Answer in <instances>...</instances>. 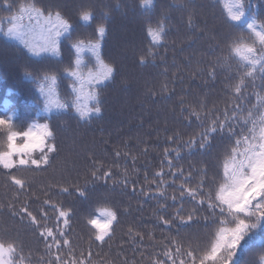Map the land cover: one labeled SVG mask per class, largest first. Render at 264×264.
Returning a JSON list of instances; mask_svg holds the SVG:
<instances>
[{
    "label": "trees",
    "instance_id": "obj_1",
    "mask_svg": "<svg viewBox=\"0 0 264 264\" xmlns=\"http://www.w3.org/2000/svg\"><path fill=\"white\" fill-rule=\"evenodd\" d=\"M232 2L234 0H155V11L145 14L138 7V0H119V7L117 0H96L93 7L96 20L91 25L78 21V12L74 13L71 22L91 27L93 33L88 38L73 40H95L96 25H106L101 56L106 64L115 68L113 78L99 90L101 113L85 120L79 119L75 112L46 115L45 100L40 93L43 77L56 75V93L62 100L70 98L68 86L72 80L61 74L75 59L74 50H69L71 41L61 45L62 60L50 55L45 59L32 56L19 41L0 33V47L31 63L30 66L20 65L12 73L0 59V115L12 116L11 130L15 132L27 131L34 124L48 123L57 145L56 152L49 154L47 165L29 169L38 183L26 184L25 181L21 188L0 166V183H3L0 184V241L16 245L15 263L55 264L54 257L59 254L63 258L62 264H71L73 258L77 264L81 259L85 264H154L156 260L164 259L163 252L171 246L172 240L185 246L198 245L203 252L210 248L219 227L232 226L230 223L205 226L203 222H194L177 230L164 226L160 220L161 216L167 218L174 210L170 197L172 194L179 196L178 186L184 182L179 176L173 177L172 172L182 168L185 176L191 174L190 184L195 186L206 170L208 184L205 189H212L213 194L224 183L223 164L233 146L227 137L218 136L211 149L204 152L190 153L182 142L199 133L211 119L217 116L223 119L226 109L231 114L232 105L250 106L247 98L237 100L232 94L240 69L238 60L229 58V44L235 36L248 35L241 29H230L224 23V5ZM37 6L45 4L38 0ZM105 12L109 13L107 20L103 18ZM12 14L0 7L5 29L11 26L6 18ZM165 15L166 36L158 46H153L147 29L155 27ZM259 18L264 20V16ZM18 23L28 31L30 43L36 47L47 43L43 21L29 23L25 15ZM116 30L125 35L126 43L122 37L117 42L126 48L112 49L108 45L111 32ZM122 50L126 53L123 56ZM141 57L147 62L141 64ZM82 59L87 65L82 69L85 76L89 69L99 68L89 50H84ZM42 61H62L63 67L53 72L32 74L31 65ZM212 69H215V75L210 77ZM256 83L260 84L259 79ZM88 91L85 84L84 93ZM252 91V88L246 90ZM193 111L199 113V120L190 115ZM63 118L69 120L63 129L66 133L62 132L63 138L68 137L67 133L71 135L65 144L54 127ZM32 130L36 136L40 135V129ZM0 132V151H6L8 128L2 127ZM16 143H23V139L18 137ZM69 143L78 148L70 150ZM32 155L36 158L39 149ZM169 159L172 160L171 170ZM161 170L164 175L157 177L156 173ZM93 171L101 176L100 180H92ZM105 171L112 173L107 182L103 180ZM161 180L166 184H161ZM85 182L91 189L87 199L61 192L64 187L83 186ZM158 191H164L169 199L157 195ZM46 200L50 203L45 204ZM165 203L168 204L167 212L161 210ZM184 203L186 208L192 206L187 200ZM53 205L72 210L67 227L59 222V229L65 231V238L71 242L59 252L55 247L49 250L47 245L53 243L51 238L45 240L40 235L41 229L21 211L27 207L42 224L55 232L58 209ZM101 209L114 210L118 217L112 226L111 238L106 237L103 244L95 241L96 230L87 223L91 218H100ZM44 213H47L46 219H43ZM224 219L230 220V216L226 215ZM261 255H264V228L247 242H242L237 261L238 264H260Z\"/></svg>",
    "mask_w": 264,
    "mask_h": 264
},
{
    "label": "snow or ice",
    "instance_id": "obj_2",
    "mask_svg": "<svg viewBox=\"0 0 264 264\" xmlns=\"http://www.w3.org/2000/svg\"><path fill=\"white\" fill-rule=\"evenodd\" d=\"M220 2V0H218ZM38 0H0V7L13 13L6 19L11 25L6 29L3 26V19L0 18V33L10 39L19 41L32 56L47 59L50 56L59 57L61 55V45L65 41H71L69 50H74L75 59L70 61L71 67L66 68L64 73L71 78L70 98L62 100L55 91L57 84L56 75H45L40 82V93L44 97V113L48 116L69 115L75 112L81 119H90L94 115H99L101 109L100 89L115 73V68L106 64L101 56L102 41L105 38L107 27L104 23L97 24L94 33L95 40L85 41L83 39L73 40L76 26L64 12L58 0H49L45 6L38 7ZM117 0V7H119ZM138 7L145 14H152L155 11V0H138ZM225 25L230 29H241L247 32V37L243 35L235 36L229 44V58L238 60L240 75L237 83L232 87V94L237 100L247 98L250 106L245 107L240 103L232 105L231 114L226 109L223 119L219 116L211 119L204 125L199 133L183 141V147L189 152H204L211 149L213 141L219 136L227 137L232 142L228 157L223 164L224 183L213 194V190H206L208 184L206 175L195 185L191 186V174L184 175L181 168L172 172L173 177H181L182 182L179 187V196L172 194L171 202L175 205L174 210L167 218L160 217L161 223L168 228L188 226L194 222H203L205 226L209 224L224 225L230 223L231 227H219L215 233V239L210 248L201 252L198 245L189 244L185 246L175 240L170 242L171 246L163 252L164 259H158L154 264H238L237 256L242 247V242L250 235L254 234L257 228H264V20L259 17L264 16V0H234L226 3ZM27 16L29 23L33 20L43 21L44 30L47 33V43L41 47H36L28 40V31L25 26L18 21ZM103 18L107 20L109 13L105 12ZM166 15L157 23L155 27H148L147 34L151 38L153 46H158L166 36ZM77 20L89 25L95 22V11L88 6L81 5L78 10ZM191 24V20H189ZM251 41L250 43L247 41ZM89 50L95 57L99 68L95 71L89 69L87 75L82 69L87 65L82 59L84 50ZM149 55H152L149 50ZM227 59V58H225ZM145 57L140 58V63H146ZM215 75V69L209 71V76ZM259 79L260 84L256 81ZM51 83H48V81ZM87 84L89 91L84 93V86ZM252 88V92H246ZM254 98V103L252 102ZM190 115L200 119L199 113L193 111ZM0 127H7V150L0 151V166L10 174L11 181L23 188L25 181L11 174L20 170L41 168L49 163V154L55 153L57 145L55 135L48 123L43 125H32L24 132L11 130L12 116L0 115ZM33 128L40 129V135L33 133ZM246 133V134H245ZM22 138L23 143L17 145V138ZM170 140L172 138H169ZM53 141V142H46ZM39 149V155L33 158L34 150ZM179 151L176 155L179 158ZM119 155V153H117ZM165 155L169 152L166 149ZM171 170L172 160H168ZM164 175L163 170L156 173L157 177ZM112 173L103 172V180L107 182ZM93 181L101 179L97 171L91 173ZM215 182V181H213ZM125 185L127 181H124ZM161 184H166L161 180ZM88 182L83 186L73 185L64 187L61 192L69 195H76L78 198L87 199L90 192ZM135 191V188H133ZM148 195V193H144ZM157 195L169 199L164 191H158ZM187 200L191 207L186 208L184 201ZM49 204V201H44ZM226 206V208H225ZM58 209L57 230L46 227L37 219L27 207L21 211L31 219V222L39 229L40 235L45 240L51 238L53 247L59 250L64 246H70V240L66 233L59 229V222L62 221L67 227L71 218V209H63L53 205ZM161 210L167 212L168 204L161 205ZM230 216V220L224 219ZM47 218V213L43 214V219ZM117 212L111 209H101L100 218H91L87 221L95 230V241L101 244L106 237H110L112 226L117 222ZM131 231V229L129 230ZM17 254L16 245H7L0 241V264H14V257ZM90 256V254H89ZM22 260L23 257L21 256ZM260 264H264V255L260 256ZM55 264H62L63 258L57 254L54 257ZM71 264H77L75 258ZM78 264H85V260H79Z\"/></svg>",
    "mask_w": 264,
    "mask_h": 264
},
{
    "label": "rangeland",
    "instance_id": "obj_3",
    "mask_svg": "<svg viewBox=\"0 0 264 264\" xmlns=\"http://www.w3.org/2000/svg\"><path fill=\"white\" fill-rule=\"evenodd\" d=\"M40 1L42 4H45V5L49 3V0H40ZM87 2L90 5H85ZM92 2H93V5H92ZM58 3L61 4L63 10L67 14H69L70 16L68 15V17L71 18V16H73L74 13L78 12L81 5L92 6V9H93V7L96 5V0H58ZM74 25L76 26V31L73 35V38H88L93 33V29H91V27H83L81 25H78L77 23H74ZM121 37L125 42V35L124 34L121 35L120 33H117V30L115 32H111V37L108 41V45L112 49H116L119 47H121L122 49L126 48L123 43L117 42L118 39ZM125 54H126L125 50H122L121 55L123 56ZM65 55H66V53H65ZM0 59L3 61V64L9 68V71L12 73L16 72V70L19 68L20 65L27 64L28 66H30V64H31V63L25 62L22 58L17 56L15 53H12V52L8 53L2 47H0ZM62 67H63L62 61L60 63H55L52 61H42L40 63L32 64L31 68L29 70L32 74L35 75V73H40L42 71H45V72L52 71L53 72L55 70H60ZM68 123H69V120L67 118H63L60 122H58V123H56V125H54V127H56L59 130V133H60L61 138H62V144H65L66 141L68 140V138L71 136L70 133H67L68 137L63 138V134H66L65 131H63V129L66 126V124H68ZM0 128H2V127H0ZM62 132H63V134H62ZM71 133L73 134V132H71ZM74 135L77 136V133L74 132ZM0 137H1V132H0ZM69 146H70V150H72V151L75 150L76 148H78L71 143H69ZM29 171L30 170H24V171L20 170L15 175L16 176L19 175V178L26 181V184H31L32 182L38 183L39 180H36V178L33 175H31V173ZM1 181H3V179H1ZM0 184H1V186L3 185V183H0ZM34 185H37V184H34ZM259 229L260 228H257L256 230H254V234H250L248 236V238L250 239L251 237L256 235V233L259 231ZM248 238H246L244 242H247L249 240ZM14 264H17V263L14 262ZM19 264H25V263H19Z\"/></svg>",
    "mask_w": 264,
    "mask_h": 264
}]
</instances>
